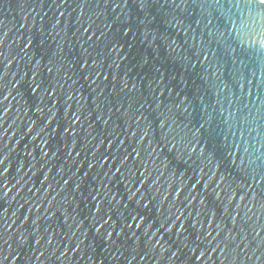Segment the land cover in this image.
Segmentation results:
<instances>
[{
	"label": "water",
	"instance_id": "95a60500",
	"mask_svg": "<svg viewBox=\"0 0 264 264\" xmlns=\"http://www.w3.org/2000/svg\"><path fill=\"white\" fill-rule=\"evenodd\" d=\"M0 264H264V0H0Z\"/></svg>",
	"mask_w": 264,
	"mask_h": 264
}]
</instances>
